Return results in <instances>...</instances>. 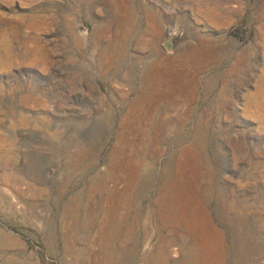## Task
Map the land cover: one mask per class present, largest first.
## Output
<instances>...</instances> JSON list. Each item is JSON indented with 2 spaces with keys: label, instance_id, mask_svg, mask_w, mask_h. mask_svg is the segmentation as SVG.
<instances>
[{
  "label": "rangeland",
  "instance_id": "obj_1",
  "mask_svg": "<svg viewBox=\"0 0 264 264\" xmlns=\"http://www.w3.org/2000/svg\"><path fill=\"white\" fill-rule=\"evenodd\" d=\"M111 158L149 169L135 206ZM179 177L224 187L247 218L243 264H264V0H0V264H144L158 237L145 247L142 224Z\"/></svg>",
  "mask_w": 264,
  "mask_h": 264
},
{
  "label": "bare ground",
  "instance_id": "obj_2",
  "mask_svg": "<svg viewBox=\"0 0 264 264\" xmlns=\"http://www.w3.org/2000/svg\"><path fill=\"white\" fill-rule=\"evenodd\" d=\"M127 35L128 32L125 33V37H128ZM120 55L122 59L124 56L123 52ZM151 70L148 72L146 71L147 73L142 75V79L145 81L146 87L136 100L137 106H143L145 101H149L150 103L151 101H154V97L150 95V91H146L150 86L152 87L151 84L153 81L151 80ZM129 110L132 109L130 108ZM140 114L142 115V112L137 113V116H132V118L135 120ZM129 115L130 112L126 114V119H128ZM82 151H80L74 157L73 163H77L80 159H82ZM142 156H145V153H143ZM110 162L111 163L108 173H110L112 169H115L114 171H117L118 174L119 172L125 174L124 189L118 190L117 194L122 196L126 209L131 205L135 206V201L142 196V192L147 187V181L150 175L149 169H144L142 167L143 170H146L143 174L141 173V167H139L137 163L133 162L132 160L125 161L123 165L121 164V166H115L112 158ZM183 179H180V177L178 179H171L169 183H164V185L161 186L163 189H165L160 190V192L157 193L156 199L154 200V204L156 205V207L154 206V209H152L154 219L153 221L151 220L149 222L146 220L142 224V233L145 234L143 240L145 247L147 246L149 238L153 236V234L157 233L158 237V241L149 249H147L148 257L144 259V264H216L215 262H217V260L219 261L217 262L218 264H228L229 256H231L233 264H243L247 257H249L248 240L246 236H242L243 239H240L241 237L239 233L241 232L240 230H247L245 224V222H247L246 216L240 212H237L236 208H233V202L226 200V198L223 197L222 193L224 192V187H219L215 194L209 193V182L204 183L200 181L195 185L190 184L191 187L189 186V188L184 190L183 187L186 188L187 185ZM94 182L98 184L99 180H95ZM128 199L132 201V204L127 201ZM193 202H196V204L199 206L193 207ZM75 205L76 201L74 200L68 202L66 205L67 213H71ZM210 206L216 207V213L222 226L225 228V232L219 229V226L214 222L211 211L209 210ZM199 208L202 209L201 214L204 215L206 222L204 227H201L200 218L197 214ZM116 210L117 207L113 206L109 213L107 222L109 226L116 224ZM141 223L139 222L138 212H135L131 221L125 224L127 229L126 236H128L130 233H134L138 225ZM227 232H229L231 238L229 241L230 243L228 242V244H225ZM165 233L168 235V237L165 235ZM183 233H188V235L192 236V238L195 234H201L203 239L201 241H195L196 237H194L195 239L192 241V245L188 247L178 241V238L181 237ZM138 244V240L135 239L133 242L132 251L128 254H125L123 258L131 259ZM174 245H177L182 252L180 258H171V248ZM215 255H217L218 258H216ZM142 261L143 259H141V262Z\"/></svg>",
  "mask_w": 264,
  "mask_h": 264
},
{
  "label": "water",
  "instance_id": "obj_3",
  "mask_svg": "<svg viewBox=\"0 0 264 264\" xmlns=\"http://www.w3.org/2000/svg\"><path fill=\"white\" fill-rule=\"evenodd\" d=\"M174 42L172 39H167L165 42V46L167 49L171 50L173 48Z\"/></svg>",
  "mask_w": 264,
  "mask_h": 264
}]
</instances>
